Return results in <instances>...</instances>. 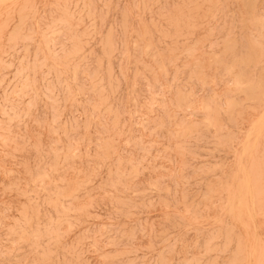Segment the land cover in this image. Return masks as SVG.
<instances>
[{
  "label": "rangeland",
  "instance_id": "374dc122",
  "mask_svg": "<svg viewBox=\"0 0 264 264\" xmlns=\"http://www.w3.org/2000/svg\"><path fill=\"white\" fill-rule=\"evenodd\" d=\"M260 124L264 0H0V264H264Z\"/></svg>",
  "mask_w": 264,
  "mask_h": 264
},
{
  "label": "bare ground",
  "instance_id": "6f19581e",
  "mask_svg": "<svg viewBox=\"0 0 264 264\" xmlns=\"http://www.w3.org/2000/svg\"><path fill=\"white\" fill-rule=\"evenodd\" d=\"M262 116H263V115H262ZM260 119H261V118H260ZM261 120H262V119H261ZM261 120H259V121H261ZM262 122H263V121H262ZM255 125H256V124H255ZM261 125H262V124H260V126H261ZM263 126H264V124H263V125L261 126V128H260L259 125H258V127L260 128L261 131H262ZM258 127H257V128H258ZM255 129H256V128H254V130H255ZM256 130H257V129H256ZM260 130L258 129V132H259ZM261 131H260V132H261ZM251 132H252V131H251ZM251 132H250V133H251ZM262 132H263V131H262ZM248 134H249V133H248ZM258 135H259V134H258ZM249 138H250V137H249ZM247 141H248V140H247ZM248 143H249V142H248ZM245 145H246V144H245ZM246 146H248V145H246ZM249 147H251V146H248L247 149H249ZM245 149H246V148H245ZM250 151H251V150H250ZM250 151H249V152H250ZM242 153H243V152H242ZM247 156H248V155H247ZM240 165H241V164H240ZM241 168H242V167H241ZM241 170H242V169H241ZM243 175H244V173H243ZM245 176H246V175H245ZM248 178H249V177H248ZM245 180H247V176H246V179H245ZM248 181H249V180H248ZM245 182H246V181H245ZM248 183H249V182H248ZM248 183H247V184H248ZM243 184H244V182H243ZM249 184H250V183H249ZM250 185H251V184H250ZM250 185H249V186H250ZM246 187H247V186H246ZM246 187H245V188H246ZM247 188H248V187H247ZM247 188H246V189H247ZM249 188H251V186H250ZM249 190H250V189H249ZM250 191H251V190H250ZM250 191H249V193H250ZM246 192L248 193V191H246ZM247 193H246V194H247ZM249 193H248V195H249ZM251 193H252V191H251ZM251 196H252V195H250V197H251ZM246 197H247V196H246ZM250 197H249V198H250ZM242 199H243V198H242ZM249 200H250V199H249ZM251 200H252V199H251ZM251 200H250V202H249V201H247V200L245 199V201L249 202L250 204H251ZM252 202H253V201H252ZM239 203H240V202H239ZM244 204H245V203H244ZM252 204H253V203H252ZM240 205H241V203H240ZM246 206H248V205L246 204ZM251 207H252V206H251ZM250 209H251V208H250ZM247 212H248V207H247ZM249 213H250V212H249ZM251 213H252V211H251ZM248 216H250V214H248ZM250 217H251V216H250ZM254 254H255V252H254ZM252 259H253V258H252ZM254 259H255V257H254Z\"/></svg>",
  "mask_w": 264,
  "mask_h": 264
}]
</instances>
